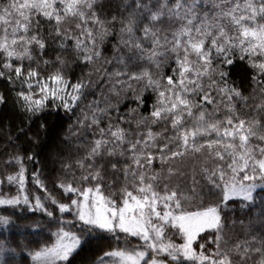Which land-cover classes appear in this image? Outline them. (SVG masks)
I'll use <instances>...</instances> for the list:
<instances>
[{
	"label": "snow or ice",
	"instance_id": "6c2138e0",
	"mask_svg": "<svg viewBox=\"0 0 264 264\" xmlns=\"http://www.w3.org/2000/svg\"><path fill=\"white\" fill-rule=\"evenodd\" d=\"M122 7L0 0V264H264V0Z\"/></svg>",
	"mask_w": 264,
	"mask_h": 264
},
{
	"label": "trees",
	"instance_id": "16d2710c",
	"mask_svg": "<svg viewBox=\"0 0 264 264\" xmlns=\"http://www.w3.org/2000/svg\"><path fill=\"white\" fill-rule=\"evenodd\" d=\"M101 4L103 6V11L109 16L112 14H120L126 11V9L122 7L123 0H101ZM241 65L242 66L238 68L234 73L233 79L237 82V84L243 85L248 91H250V89H248V76L246 73V66H243L242 62ZM0 91H4L6 95L8 94L3 81H0ZM61 115H63L62 112ZM22 116L23 114L20 112L19 108L14 105L11 99L6 105H0V144L4 143L3 136L6 132V126H11V129L14 131L16 125L20 123ZM49 119L51 121V124L53 125L52 132L50 136L45 138L39 145V147H37V159L40 161V163L35 166L29 163V173H32L33 167H35L37 171H40L41 169H47L48 171L46 172V174H50L54 168L52 155L57 151L58 146L61 148L63 147V145L60 143V133L62 131V128L67 126L66 122H57L54 117H50ZM26 143V141L21 142L22 148ZM3 159L5 158L0 157V176L5 174L3 168ZM8 171L13 170L8 169ZM28 186L30 189L35 191V185L31 183L30 176L28 180ZM257 203H259V197L257 199ZM258 212L259 209H257V213H255V215H258ZM29 215H31V213H29ZM36 215L39 216V212H37ZM18 223L22 227L25 222L20 221ZM256 223L257 226H259V221H256ZM21 239H23V237H21ZM29 264H33V262L30 261Z\"/></svg>",
	"mask_w": 264,
	"mask_h": 264
}]
</instances>
